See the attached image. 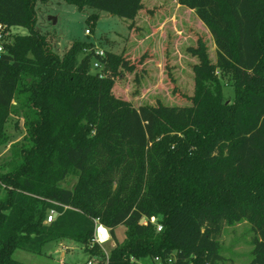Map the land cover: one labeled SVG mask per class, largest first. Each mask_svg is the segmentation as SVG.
<instances>
[{"label": "trees", "instance_id": "16d2710c", "mask_svg": "<svg viewBox=\"0 0 264 264\" xmlns=\"http://www.w3.org/2000/svg\"><path fill=\"white\" fill-rule=\"evenodd\" d=\"M48 1L0 0V148L11 116L25 130L0 159V264H25L16 250L41 255L62 240L103 262L101 248L90 247L94 219L113 241L125 228L108 264H220L223 229L242 221L253 234L248 264H264V0H176L210 33L215 61L198 39L188 49L197 59L190 105L138 107L113 94L135 68L123 54L98 57L82 42L52 51L35 29V5ZM63 1L132 21L144 2ZM215 71L230 75L232 103ZM71 176L75 184L63 186Z\"/></svg>", "mask_w": 264, "mask_h": 264}, {"label": "rangeland", "instance_id": "374dc122", "mask_svg": "<svg viewBox=\"0 0 264 264\" xmlns=\"http://www.w3.org/2000/svg\"><path fill=\"white\" fill-rule=\"evenodd\" d=\"M35 11V29L47 35L52 51L59 56L73 42H82L94 44L103 51L123 54L129 59L134 64V71L123 72L115 82L113 94L135 107L157 103L190 105L192 66L197 59L188 49L195 47L198 39L206 44L211 61H215L210 33L192 11L180 7L176 0H144L143 9L133 21L88 7L79 10L63 0L37 2ZM92 14H97L98 19L87 21ZM9 33L26 34L27 30L12 28ZM214 75L225 103H232L234 90L230 75L222 71H215ZM6 127L9 143L0 148V159L8 158L11 145L25 135L23 122L17 117L11 116ZM75 182L76 178L71 176L62 185L72 187ZM114 233L116 241L104 246L107 252L116 242L124 240L125 228L118 226ZM252 236L246 221L226 226L219 238V251L223 257L220 264H248ZM88 256L80 244L70 240L45 244L41 255L22 250L13 254L15 260L25 264H59L61 260L65 264H83ZM139 264L152 262L143 259Z\"/></svg>", "mask_w": 264, "mask_h": 264}, {"label": "built area", "instance_id": "2783aa9c", "mask_svg": "<svg viewBox=\"0 0 264 264\" xmlns=\"http://www.w3.org/2000/svg\"><path fill=\"white\" fill-rule=\"evenodd\" d=\"M2 30V27L0 26V31ZM86 34H89L88 31H86ZM4 53V48H3V43H2V34L0 32V55ZM104 51L97 49L96 50V55L98 57H103L104 56ZM91 71L93 73H97L100 77L102 76V64L97 60V59H93L91 62ZM56 217V214L51 211L49 212V214L47 215V218L45 220V224H48L50 222H52V220ZM149 222L151 224L156 225V230L157 231H161V225L156 224V219L154 217L149 219ZM94 223V231H93V237L91 240V245L90 247H92L93 245H97L98 247L101 248L102 253L104 255V261L101 262V260H98L97 258H91L86 260V264H108V252L104 250V246L111 243V236L109 233V229L106 228L98 219H94L93 220ZM147 221L146 219H141V224H146ZM155 262L157 264H159V259H155ZM59 264H63V262H59Z\"/></svg>", "mask_w": 264, "mask_h": 264}, {"label": "crops", "instance_id": "0c3cea01", "mask_svg": "<svg viewBox=\"0 0 264 264\" xmlns=\"http://www.w3.org/2000/svg\"><path fill=\"white\" fill-rule=\"evenodd\" d=\"M63 255V254H62ZM88 260V259H87ZM62 261V260H61ZM63 262V261H62ZM63 264H65L64 262H63Z\"/></svg>", "mask_w": 264, "mask_h": 264}, {"label": "water", "instance_id": "95a60500", "mask_svg": "<svg viewBox=\"0 0 264 264\" xmlns=\"http://www.w3.org/2000/svg\"><path fill=\"white\" fill-rule=\"evenodd\" d=\"M140 223H141V220H140Z\"/></svg>", "mask_w": 264, "mask_h": 264}]
</instances>
